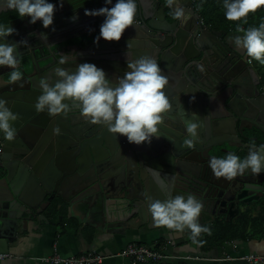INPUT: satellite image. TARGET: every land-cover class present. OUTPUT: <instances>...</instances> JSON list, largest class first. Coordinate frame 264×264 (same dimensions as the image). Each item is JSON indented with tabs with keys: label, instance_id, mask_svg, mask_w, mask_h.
I'll return each instance as SVG.
<instances>
[{
	"label": "water",
	"instance_id": "water-1",
	"mask_svg": "<svg viewBox=\"0 0 264 264\" xmlns=\"http://www.w3.org/2000/svg\"><path fill=\"white\" fill-rule=\"evenodd\" d=\"M71 2L73 5L67 14L54 16L53 24L48 28H44L38 20L35 24L30 23V33L20 35L14 32L5 41H0L16 43L20 56H26L22 54L26 50L22 41L31 47L39 45L28 56L30 66L25 68L19 65L24 74L21 81L11 83L8 78L10 71L0 72V98L7 101V106L17 116L12 122L16 129L14 140L8 141L0 134V254L9 253V245L17 239L19 229L26 230L31 223H39V218L45 223L47 217L54 218V212L48 211L54 203L57 212L72 211L74 206L86 208L90 220L101 223L94 224V227L109 239L117 234L124 235L127 231L149 232L158 229L164 231L159 239L165 240L169 235L190 234V230L178 232L155 226L148 211V204L152 200L194 195L203 204L198 217L199 224H202L205 216H225L230 221L239 215L241 204L256 202L254 198H243L252 191L256 194L263 192L261 181L257 178L264 175V170L259 175L246 170V180L232 185V180L238 182V177L231 180L217 178L208 166L212 156L221 158L229 153L222 148L223 145L235 146L230 141H238L236 131L246 129L242 121H256L260 111L252 117L249 111L258 105L248 100L236 82H225L224 73H219L216 64L224 65L221 62L222 52H212V56L206 52L203 44L204 38L216 39L218 33L203 28L190 0L180 2L192 14L187 22L173 19L170 24L167 16H173V9L165 5L159 7L142 25H137V21L144 20L145 11L140 4L142 0H136L137 12L133 26L125 31L137 26L148 38L144 41L129 40L128 47L127 42L95 44L93 39L88 45L78 48L82 51L80 56L89 58L88 63L102 68L106 78L112 82L128 71L127 59L131 61L150 56L157 61L163 75L168 78L166 93L172 103V109L162 114L163 121L158 133L160 138L137 145L129 143L120 134L110 133L105 125L91 123L75 108L59 115L36 110L35 103L42 92L39 81L46 78L54 83L57 79L54 69L58 67V59L56 51L48 48L50 40L64 31L85 28L80 35L74 33L69 34L68 39L53 40V47L60 45L84 33L95 32L104 20L103 16L85 15L86 9L105 6L104 0ZM10 10L5 0H0V14ZM29 19L25 16L4 26L15 29ZM93 25L97 26L89 28ZM192 27L197 29L192 33H195L194 37L190 35ZM209 47L212 48V45ZM99 50L112 56H98L102 53ZM117 53L123 54L121 59L113 56ZM44 61H47L46 65H42ZM82 61L86 62V59ZM116 61L122 62L121 67L112 65ZM79 64L61 67L74 70ZM199 66L206 67L205 70L202 68V75L199 74ZM210 73L214 76H210ZM240 75L244 78L243 73ZM201 76L206 79L199 81ZM205 82L207 85H203ZM213 86L220 90L223 86H230L231 93L218 92L214 101L211 93ZM67 102L71 107L70 98ZM217 108L229 113L233 121H210L209 125L201 127L199 139L192 147L185 144L189 138L186 132L181 130L182 135L175 136L172 129L178 123L177 118L181 122L192 120L189 112L211 117ZM170 136L177 141H172ZM246 148L244 157L248 154L249 146ZM92 234L96 239L98 233L92 231Z\"/></svg>",
	"mask_w": 264,
	"mask_h": 264
},
{
	"label": "clouds",
	"instance_id": "clouds-1",
	"mask_svg": "<svg viewBox=\"0 0 264 264\" xmlns=\"http://www.w3.org/2000/svg\"><path fill=\"white\" fill-rule=\"evenodd\" d=\"M180 2L181 0H165L167 7L173 9V18L186 22L190 17L186 15L184 8L180 7ZM5 3L8 9L15 10L18 17H29L31 24L38 20L44 28L53 24L56 6L50 0H5ZM154 3L158 4L157 0H154ZM104 4L105 6L99 9L85 10V15L104 17L95 42L101 38L105 41H119L125 29L133 26L137 12L136 0H115L114 4L113 0H104ZM261 5H264V0H222L223 14L229 21H241ZM201 23L205 26L202 20ZM236 30L243 32V35L234 38V43L245 50L243 63L249 68L248 74L261 80L248 56L264 64V23L247 30L237 25ZM15 31L12 27L0 25V41H5ZM41 36L46 37L44 34ZM233 50L242 56V52ZM19 57L16 43L0 42V67L7 66L11 69L8 77L11 83L21 81L24 75L19 67ZM68 63L69 57L63 54L57 61L58 65ZM127 68L128 71L122 77L112 82L106 78L102 68L92 63H81L74 70L58 66L54 69L57 78L54 83H50L46 78L39 81L42 92L37 97L35 108L40 112L47 111L50 115L67 114L75 108L91 123L105 125L110 133L126 137L129 143H150L153 138H160L158 133L163 121L162 114L172 109V103L166 93L168 78L163 75L157 61L150 56L131 61L127 59ZM261 91L264 92L262 85ZM69 98L72 101L71 107L67 102ZM16 119L17 116L7 106V101L0 98V134L8 141L14 140L16 136L12 123ZM184 124L189 134L185 144L192 147L199 139L200 125L195 119H185ZM208 166L215 177L228 180L245 175L246 170L259 175L264 170V144L257 147L255 141H252L244 158L233 152L221 158L212 156ZM202 208V202L191 194L186 197L176 195L166 200H152L148 204V211L155 226L178 232L188 229L192 243L199 245L204 243L198 239L202 233L211 235V228L198 222ZM226 244L228 242L221 248Z\"/></svg>",
	"mask_w": 264,
	"mask_h": 264
},
{
	"label": "crops",
	"instance_id": "crops-1",
	"mask_svg": "<svg viewBox=\"0 0 264 264\" xmlns=\"http://www.w3.org/2000/svg\"><path fill=\"white\" fill-rule=\"evenodd\" d=\"M156 7L157 8H152V14L157 11L159 4H156ZM180 7L183 8V6L181 5ZM166 12H168V10ZM185 13L190 16V13L188 11L185 10ZM56 15L57 14L54 13V16ZM148 19L149 16H144V20L141 19V21H137V25H142ZM167 20L171 24L173 22V17L167 16ZM23 23H20L16 26L15 32L20 33V31L25 30L27 26H31V24L27 21ZM97 30L99 29H96L95 31ZM193 32L194 31H191L190 35ZM68 34L69 31H66L63 32L61 35H65L64 37H68ZM85 34L87 33H84V35ZM194 34H192L191 36L194 37ZM237 35H243V33H230V35L227 34V47L229 48L230 46L232 49L237 50V52H244L245 50L243 48L237 47L234 43V38ZM145 38L148 37L144 35V31L135 26L128 31H124L119 41L120 43L128 42L132 39L144 41ZM152 40L156 41L157 39L152 38ZM119 41H105L101 38L95 44H111L114 42L117 43ZM53 42L54 41H51L48 44V48L49 50L54 49V52L56 51V57L58 60L63 54L69 57V65L71 63H85L82 61L84 59H86V62L88 61L89 58L85 56H80V53L82 51L80 52L78 50V48L80 47L79 44L82 42L80 36L73 39H69L65 41L66 43L64 42L60 45H56L54 46V48ZM44 45L46 47L47 42H45ZM38 46L39 45L35 47L37 48ZM35 47H31V45L28 43L25 44L26 50L22 51V54H26V56L19 57L21 58L20 64L24 65L25 68L30 66V60L28 56H30L31 52L33 51L32 49H35ZM146 51L148 52V50ZM98 52H102L97 54L101 57L112 56L110 53H104L103 50H99ZM36 55H39L38 52H36ZM113 56H118L121 59L123 54L117 53L115 55L113 54ZM24 57H27L28 59V66L23 62ZM121 63V61H116L112 65L116 68H119L121 67ZM56 65L58 64L56 63ZM58 66L61 67L63 65ZM7 70L11 71L10 68H7ZM214 87L217 88V86H213V88ZM213 88L211 90V93L212 91L213 93L215 91ZM179 107L180 104L176 108L177 111H179ZM189 114L191 119H195V121L200 125V127L198 128V135L201 134V127L209 125L210 121L214 122V119L212 117L202 115L204 116L203 122L202 116H199L197 113L191 114L189 112ZM116 185L118 186V184H115V186ZM262 197L263 195L261 193L256 194L254 191L250 192L248 196H245L243 199L251 200L252 198H254L257 199V201L249 203L248 205H246V207H241L242 211H249L250 216L252 218L257 217L260 210L259 203L262 201ZM50 211L54 212V215H51L55 217H47L48 220H46V223L40 220L39 218V223L33 222L27 226L26 230H23L22 228L18 230L17 239L9 245L8 250L11 258L0 261V264H46L40 259L52 257L54 247L56 248V254L62 258L78 257L89 252H96L108 257L105 259L103 264H130L127 259H120L118 257L110 258L109 256L120 252L123 248L126 247L127 244L130 243L140 244L142 246L151 248L158 242V239L162 237L164 233V231H159L158 229L149 232L146 230H135L127 231L124 235L117 234L111 236V239H109L106 235L102 234L99 230L94 227L95 225H99L101 223L97 224L96 222H93V219L90 220V217L87 214L88 211L84 207L78 208L77 206H74L72 211H63L61 213H57L56 208L52 206ZM217 218L224 219V216H218ZM214 219H216V217L212 218L211 216H205L202 220V225L204 223H209ZM92 231L97 232L99 237L97 236V238L95 239L92 236ZM89 237H91V239ZM160 249L162 253L165 254L167 257L163 264H234L223 261V258L226 256L225 252L232 254L229 248L227 251L226 248L218 247L209 253H204L200 250L198 244L192 243L190 239V234L188 233L182 234L181 236L174 235V237L172 235H169V237L163 240V244L160 246ZM248 253L264 255V238L253 239L245 244H237L236 256H243L244 254ZM235 264L244 263L236 262Z\"/></svg>",
	"mask_w": 264,
	"mask_h": 264
},
{
	"label": "flooded vegetation",
	"instance_id": "flooded-vegetation-1",
	"mask_svg": "<svg viewBox=\"0 0 264 264\" xmlns=\"http://www.w3.org/2000/svg\"><path fill=\"white\" fill-rule=\"evenodd\" d=\"M71 1L72 0H58L55 3L53 2V4L55 6L57 5L56 10H55V13L57 14L56 16H63V14H67V11H69L73 5V3ZM59 2H62V3H59ZM57 3H59V4H57ZM140 4H141L143 10L145 11V16H151L152 15V8H157L156 5L154 4V0H142V2ZM165 11H167V9ZM190 16H192V14H190ZM28 23H29V21H28ZM96 26L97 25H93L89 28L92 29ZM203 28H206L208 30V27H206V26H203ZM30 30H31V26L29 25L26 27L25 30L20 31V35H22V34L26 35L27 33H30ZM84 30H85V28H78V29L73 30L71 32L69 31V34L72 35L74 33H78V35H80L81 33L84 32ZM191 31L196 32L197 29L192 27ZM64 32H66V31H64ZM214 32H216V31H214ZM216 33H218V36L216 37V39L213 38L211 40H205V38H204L203 44H204V47L206 48V52L211 53L212 56H213L212 52H217V53L222 52L223 59L221 62L224 65L216 64V67H218V69L220 71L219 73L220 74H221V72L224 73L225 82H236L237 87L241 90V92L246 97H248V100H252L253 104L258 105V107H252L250 109L249 114L252 115V117L255 116V114L258 110L260 111V117L256 121H253L251 119H244L242 121L243 127H245L246 129L245 130L242 129V131H238V130L236 131L238 141H233V140L230 141V143H233L235 146L227 147V146L223 145V147H222L223 149H225L229 152H233L236 155H238L239 157L243 158L245 155L244 152L247 149L246 146H250L252 141H255V144L257 147H259V145H261V144H264V95L262 94L264 92L261 91L260 80L257 78H254L253 76L248 74L249 68L245 65V63H243L244 57L236 54V52L230 46H229V48L227 47V42H226L227 34L224 32H216ZM64 36L65 35L56 34L54 36L55 38L53 37V40L56 39V40L62 41L63 39L67 38ZM62 37H64V38H62ZM53 40H50V41H53ZM207 44L209 46L212 45V48H210ZM19 59H21V58H19ZM234 60H235V63L232 64V62ZM202 65H204V64H202ZM7 68H8L7 66L0 67V72L6 71ZM202 68H204V70H205L206 67L199 66L198 70H199L200 75L203 74ZM240 73L244 74V78H243V76L240 75ZM211 74L212 73H210L209 75L214 76V74H212V75ZM205 79L206 78L204 76H201L199 81H204ZM203 85H207L206 82L203 83ZM213 89L215 90L214 93L212 91L214 101H216L215 96L218 92L222 91L225 94L231 93L230 86H223L221 90L218 88H215V87ZM203 117L204 116H202V119H203ZM211 117L214 119L215 123L218 121H227V122L233 121V118L229 113H227L225 110H221L219 108H217L215 110V113H213V114L211 113ZM247 117L250 118V116H247ZM173 118H174V116H173ZM177 120H178V123L174 126V128L172 130H173L175 136L178 137V135H182L181 130L186 132V133H187V131H186L184 121L181 122L180 118H177ZM203 122H204V119H203ZM170 138L172 139V141H177L175 137L173 138L172 136H170ZM244 149H245V151H244ZM251 173L252 172H250V174ZM237 177L238 178H236V181H238V182H235L232 180V185H238L239 182L246 180L245 175L237 176ZM257 180L259 182L261 181V186L263 187V192L261 191V193L263 195L262 198L264 199V175L259 176L257 178ZM54 207L56 208L55 203H54ZM239 207H246V205L241 204ZM49 208H48V211H50ZM63 211H66V210H63ZM63 211L60 210V212H57V213H61ZM241 211H242V208H240V212ZM224 219H225V216H224Z\"/></svg>",
	"mask_w": 264,
	"mask_h": 264
},
{
	"label": "trees",
	"instance_id": "trees-1",
	"mask_svg": "<svg viewBox=\"0 0 264 264\" xmlns=\"http://www.w3.org/2000/svg\"><path fill=\"white\" fill-rule=\"evenodd\" d=\"M58 0H50L56 2ZM192 2L195 13L201 18L203 24L210 31L224 33H243L237 32V25L247 30L250 27H259L264 23V5H261L255 12H250L248 16L241 21H229L225 19L224 9L222 8V0H190ZM160 6H165V0H157ZM21 18L18 17L15 10H10L0 14V25H7L10 22ZM99 35V30L81 35L82 42L79 44L84 47L88 45L94 38ZM66 43V42H65ZM249 59L253 60L248 56ZM253 67L258 72L261 85L264 88V64L258 61H252ZM260 210L257 217L252 218L249 212H240L230 221L216 218L209 223H204L211 228V235L201 234L198 238L204 243L199 245L200 250L209 253L215 248L221 247L224 243H241L245 244L253 239L264 238V199L259 203ZM93 236V234H92ZM91 239V237H89ZM89 239V240H90ZM163 244V240L159 239L153 246L159 249ZM140 245V244H138ZM162 264V263H161Z\"/></svg>",
	"mask_w": 264,
	"mask_h": 264
},
{
	"label": "built area",
	"instance_id": "built-area-1",
	"mask_svg": "<svg viewBox=\"0 0 264 264\" xmlns=\"http://www.w3.org/2000/svg\"><path fill=\"white\" fill-rule=\"evenodd\" d=\"M223 248H228L232 252L229 254L225 252L226 256L223 258L224 262L236 263L243 262L244 264H264V255L256 253H248L243 256H236L237 243L231 242L226 244ZM161 249L149 248L135 243L127 244L120 252L109 256L110 258L118 257L120 259H127L130 264H163L166 255L162 253ZM52 257L40 259L48 264H103L106 256L96 252H89L78 257L62 258L56 254V248H53ZM232 255V256H230ZM11 258L10 255L0 254V261Z\"/></svg>",
	"mask_w": 264,
	"mask_h": 264
},
{
	"label": "rangeland",
	"instance_id": "rangeland-1",
	"mask_svg": "<svg viewBox=\"0 0 264 264\" xmlns=\"http://www.w3.org/2000/svg\"><path fill=\"white\" fill-rule=\"evenodd\" d=\"M173 17V16H172ZM174 19V18H173ZM68 47V46H67ZM54 48V47H53ZM52 51L54 52V49H52ZM242 56H243V52H242ZM244 57V56H243ZM253 62H254V60H252ZM23 62L28 66V59H27V57H24L23 58ZM47 64V61H44L43 63H42V65H46ZM29 67V66H28Z\"/></svg>",
	"mask_w": 264,
	"mask_h": 264
}]
</instances>
